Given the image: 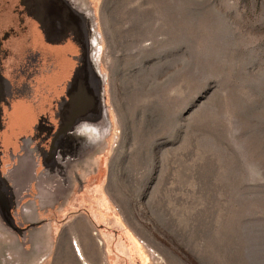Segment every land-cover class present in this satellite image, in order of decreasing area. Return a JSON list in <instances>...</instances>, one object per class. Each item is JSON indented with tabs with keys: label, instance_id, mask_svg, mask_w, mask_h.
<instances>
[{
	"label": "rangeland",
	"instance_id": "1",
	"mask_svg": "<svg viewBox=\"0 0 264 264\" xmlns=\"http://www.w3.org/2000/svg\"><path fill=\"white\" fill-rule=\"evenodd\" d=\"M0 180L2 264H264V0H0Z\"/></svg>",
	"mask_w": 264,
	"mask_h": 264
},
{
	"label": "crops",
	"instance_id": "2",
	"mask_svg": "<svg viewBox=\"0 0 264 264\" xmlns=\"http://www.w3.org/2000/svg\"><path fill=\"white\" fill-rule=\"evenodd\" d=\"M70 43L71 42L65 43V45L67 44V46H68L67 49L69 50L68 54H70L71 59H73L74 50L72 48L73 45H71ZM61 48H60V52L63 51V50H61ZM64 50L66 51V48H64ZM68 61L69 62L71 61L70 58ZM78 69L76 70L77 76H78V73H80L83 70V68L81 69V71H80V69L78 71ZM68 73H69V71H68ZM95 73H96V71L95 72L93 71L92 74L94 75ZM64 74H65V72H64ZM79 75H82V73H80ZM83 95H84V93L80 91L79 98L80 99L83 98ZM80 124L82 126L87 124V125H85L87 131L81 130L80 134H78V135L75 132H71L68 134L69 137H67L66 139L74 138L75 140H78V141L84 143L85 145L90 144V139H88V136H87L88 133L87 132H88V130H90L92 128L93 123L91 121L88 123L86 121L85 122L82 121ZM24 154L25 153H23L22 156ZM29 154H31L30 150L27 151L26 155H29ZM25 160H26V165H24L22 162L17 163L15 165L16 169H14V170H16V172H19L21 170V172L23 173V176H25V174H26V177H28V180L31 182L30 186H32L35 189L34 196L39 198V200H37L38 202H36V203H38V205H40V204L51 205V204L57 203V200L59 199V197H58V199H56V196H55L57 194L56 190H59L57 188L63 187L64 182H65L64 176L62 175V173H63L62 170L64 168H62V166L57 164V162L55 161V158H53V159L50 158L49 162H47V163L45 162V164L43 165L41 172H39V170H37V167H36V169L34 170L35 172L32 175L30 166L27 165V159L23 158L21 161L24 162ZM48 171L50 173H56V175H54V177H50ZM0 192H3L1 180H0ZM0 209H2V208L0 207ZM16 217H17L19 222L23 223L24 221H26L27 226H31L32 223L34 222L33 220H35L33 218L34 215L32 213H30L29 215L20 214V215H17ZM83 222L86 223L85 220ZM2 225H3V228H2V230L0 229V253L5 249H10L14 253H16V256L20 255V253H21V252L19 253L20 247H24V244H22V242L21 243L19 242L17 235H14L12 232H11V234L9 233L10 232L9 228L3 223V215L0 214V226H2ZM83 225L86 226L85 224H83ZM4 227H7L8 229L6 230V229H4ZM47 228L48 229H45V227L42 228L43 239H46V240H44L45 243L48 239L50 240L51 235H55L54 226L50 225ZM84 232H86V230ZM45 235H47V237H49V238L47 239ZM87 236L91 239V244L94 245V247H98L96 240L93 237H91V235H90V229H87ZM49 240L47 241L48 243H49ZM33 242H34V240H33ZM0 264H2V261H0Z\"/></svg>",
	"mask_w": 264,
	"mask_h": 264
},
{
	"label": "flooded vegetation",
	"instance_id": "3",
	"mask_svg": "<svg viewBox=\"0 0 264 264\" xmlns=\"http://www.w3.org/2000/svg\"><path fill=\"white\" fill-rule=\"evenodd\" d=\"M11 109H12L10 112L11 130H12V126L15 125L18 129L24 130L27 126V123L31 115V110H29L28 105L24 104V102H17L12 104Z\"/></svg>",
	"mask_w": 264,
	"mask_h": 264
},
{
	"label": "bare ground",
	"instance_id": "4",
	"mask_svg": "<svg viewBox=\"0 0 264 264\" xmlns=\"http://www.w3.org/2000/svg\"><path fill=\"white\" fill-rule=\"evenodd\" d=\"M2 193V194H1ZM4 194L3 192H0V207L2 208V212L4 213V216L6 217L7 216V208L5 206V199H4ZM80 232V231H79ZM76 244V243H75ZM78 247H80L78 244H77ZM78 247H77V251H78ZM79 252V251H78ZM95 257V256H94ZM94 259V258H93ZM86 264H88L86 262Z\"/></svg>",
	"mask_w": 264,
	"mask_h": 264
},
{
	"label": "trees",
	"instance_id": "5",
	"mask_svg": "<svg viewBox=\"0 0 264 264\" xmlns=\"http://www.w3.org/2000/svg\"><path fill=\"white\" fill-rule=\"evenodd\" d=\"M257 247V246H256Z\"/></svg>",
	"mask_w": 264,
	"mask_h": 264
}]
</instances>
